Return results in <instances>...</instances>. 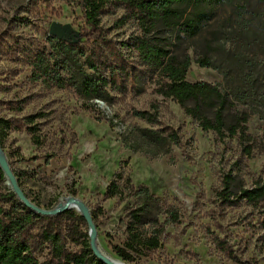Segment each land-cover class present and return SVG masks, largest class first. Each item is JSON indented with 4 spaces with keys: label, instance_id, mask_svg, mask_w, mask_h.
Here are the masks:
<instances>
[{
    "label": "rangeland",
    "instance_id": "374dc122",
    "mask_svg": "<svg viewBox=\"0 0 264 264\" xmlns=\"http://www.w3.org/2000/svg\"><path fill=\"white\" fill-rule=\"evenodd\" d=\"M81 2L0 0V118L10 122L2 151L29 201L50 211L73 197L90 213L96 211V246L118 261L114 246L131 255V264H264V201L249 205L237 198L240 190L252 189L264 178V105L244 106L231 95L235 108L250 115L251 157L243 154L236 140L220 141L213 133L203 132L175 102L156 93L163 80L145 73L137 54L128 47L141 33L121 7L105 11L100 28L107 44L122 52L135 69L133 80L122 81L123 93L105 89L103 101L87 100L70 83L60 88L46 86L36 79L33 69L35 56L42 51L49 57H64L77 78L94 77L84 58L58 51L49 37L55 22L77 32L80 51L94 55L104 76H109L105 64H100L108 56L107 47L97 38L83 37L87 28ZM157 37L171 56L190 57L188 83L205 82L230 94L224 75L231 80L240 72L253 71L261 84L260 97L264 96V0L221 5L193 40L179 39L175 31L164 27L157 30ZM240 44L245 45L240 48ZM238 54L241 65L234 59ZM195 58L209 59L214 68H200ZM75 60L77 65L72 63ZM152 106L158 108L157 126L133 116L134 110L150 111ZM206 114L212 118L213 111ZM225 120L232 123L230 111ZM29 126L36 128L39 145L32 143ZM138 129L158 133L171 129L180 145L166 144V153L156 156L133 151L127 146L140 141ZM120 170L135 189L147 187L159 200L154 213H158L162 232L156 250L139 246L130 252L125 247L128 213L135 208V199L105 198ZM226 178L235 195L227 203L219 198ZM120 184L126 190L123 181ZM5 186V180L0 181V192ZM172 211L177 213V223L169 221ZM143 220L138 231L152 237L149 217ZM62 225L67 248L78 252L87 227L67 219ZM39 260L43 262L44 255Z\"/></svg>",
    "mask_w": 264,
    "mask_h": 264
},
{
    "label": "trees",
    "instance_id": "16d2710c",
    "mask_svg": "<svg viewBox=\"0 0 264 264\" xmlns=\"http://www.w3.org/2000/svg\"><path fill=\"white\" fill-rule=\"evenodd\" d=\"M235 0H82L81 8L83 11L84 23L87 28L83 37L87 40L97 38L108 49L101 65L105 64L108 77L104 76L100 65L97 64L93 56H85L78 44H68L53 38L56 47L63 51V55L76 53L85 59V65L93 73V78L82 76L77 78L71 73V65L64 57L58 55L53 58L39 52L36 54L33 69L36 79L41 80L46 86L62 87L70 83L81 96L87 100H102V92L110 89L112 92L123 93V82L134 78L135 69L128 64L127 58L114 46L107 44L101 35L100 17L108 9L121 7L124 9L140 30V37L133 39L130 45L140 62L139 66L145 68V73L152 76L161 77L163 84L156 89V93L166 100L175 102L183 111L186 117L198 124L203 132L213 133L217 140L225 139L236 140L241 151L251 157L253 150V138L248 133V122L250 115L246 112L237 110L231 101L254 107L259 104L264 105V96L260 97L257 79L253 71L248 74L238 73L231 80L227 74L224 75V82L230 85V94L217 86L200 82L191 84L186 81V75L191 65L189 56L177 59L171 56L159 44L157 30L160 27L175 31L178 38L181 36L193 40L203 28L215 17L217 9L223 5H231ZM245 44H240L243 48ZM239 49V48H238ZM79 59V57H78ZM234 59L238 64L243 61L241 54L235 55ZM194 63L200 68H214L212 62L207 58H195ZM77 65L78 60L72 61ZM66 74L69 78L63 77ZM69 85V84H68ZM262 98V100L260 99ZM213 111L212 118L206 114ZM230 111L232 123L227 124L225 120L226 112ZM133 116L143 121L149 126L159 124L158 108L152 106L150 111H133ZM32 118L28 121L32 124ZM10 129V122L0 118V147L7 139ZM32 143L39 145L40 140L37 136L36 128H27ZM140 135V141L128 144V148L133 151L156 156L166 153L165 145H180L178 134L169 130H160L159 133L151 130H136ZM13 172V171H12ZM15 178L16 175L13 172ZM5 180L0 171V181ZM126 185V190L121 186V182ZM6 182V181H5ZM18 185L24 193L21 184ZM219 198L223 202H229L230 197L235 196L232 192L229 178H226ZM127 193V194H126ZM28 199L27 195L24 193ZM75 196V193L72 194ZM106 199H135V208L128 213V238L125 247L130 252L137 250L139 246L156 250L159 247V237L162 232L158 220V199H156L147 187L135 189L128 176L120 170L114 175L113 180L106 189ZM249 205H256L264 201V178L252 189L240 190L237 197ZM29 200V199H28ZM156 207V208H155ZM99 211V210H98ZM97 229L99 216L96 211L91 213ZM149 217V223L154 228V235L147 237L138 231V227L143 224V219ZM67 219L73 224L79 223L87 227L85 220L77 216L72 210L65 211L56 217L40 216L21 204L16 196L5 186L0 192V264H103L98 261L89 245L88 227L82 244L78 252L67 248V236L63 229L62 221ZM169 221L178 222L175 211L169 213ZM112 252L123 263H133L130 254L125 250L114 246ZM44 255V261L39 257Z\"/></svg>",
    "mask_w": 264,
    "mask_h": 264
},
{
    "label": "water",
    "instance_id": "95a60500",
    "mask_svg": "<svg viewBox=\"0 0 264 264\" xmlns=\"http://www.w3.org/2000/svg\"><path fill=\"white\" fill-rule=\"evenodd\" d=\"M49 37L54 38L58 41H62L68 44H76L79 40V34L72 31L69 26H61L58 23H52L49 28ZM0 171L6 181V187L16 196V199L23 204L26 208L30 209L32 212L44 216V217H56L65 211L71 210V205L80 206L82 209L81 217L85 220L88 227L89 245L93 255L103 264H112L103 259L96 249V227L94 221L92 220L91 214L88 209L80 202L78 199L69 197L63 199L66 205L61 206L60 204L50 211L42 210L40 207L33 205L24 195L20 189L18 182L10 168V165L6 161V157L3 154L2 148L0 147Z\"/></svg>",
    "mask_w": 264,
    "mask_h": 264
},
{
    "label": "bare ground",
    "instance_id": "6f19581e",
    "mask_svg": "<svg viewBox=\"0 0 264 264\" xmlns=\"http://www.w3.org/2000/svg\"><path fill=\"white\" fill-rule=\"evenodd\" d=\"M60 205L64 206V205H66V202L63 200V201H61ZM70 208H71V210H74L76 213L81 215L82 209H81L80 206L71 205ZM96 249H97V252L100 254V256L103 259H105L107 262L112 263V264H125V263H123L121 261H118L117 259H115L114 257H112L109 254H107L109 257L106 256V255H103L97 247H96Z\"/></svg>",
    "mask_w": 264,
    "mask_h": 264
}]
</instances>
